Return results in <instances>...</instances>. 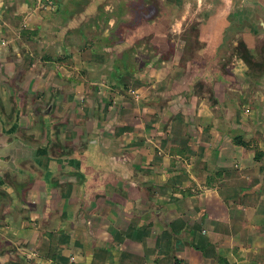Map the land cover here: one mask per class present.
Returning a JSON list of instances; mask_svg holds the SVG:
<instances>
[{"label": "water", "instance_id": "water-1", "mask_svg": "<svg viewBox=\"0 0 264 264\" xmlns=\"http://www.w3.org/2000/svg\"><path fill=\"white\" fill-rule=\"evenodd\" d=\"M13 1L4 0V5ZM125 4L137 9L138 16L135 21L119 26L117 38L103 47L111 63L105 61L100 69L125 61L128 54L143 44L151 54L143 69L148 73L176 53L177 29L189 20L190 30L180 51L183 70L167 91L168 96L178 95L180 99L165 114L169 116L183 108L191 118L195 96L206 92L223 120L230 121L228 90L240 91L245 87L230 67L236 55L248 68L264 71V0H74L73 8L54 25L53 32L57 40H62L66 35L82 32L83 28L99 26L105 19L106 8L122 9ZM15 72H7L9 77L5 79L10 87L9 112L0 97V196L6 199L2 213L14 217L27 209L23 192L32 185L42 195L43 216H47L53 211L60 183L75 180L71 201L76 208L69 224L76 233L84 235L87 246L93 245L90 213L96 200L118 193L125 201L126 216L132 218L141 201L139 186L150 180V174L133 166L134 153L107 146L105 134L112 121L101 123L97 101L90 125L75 145H61L59 128L66 119L54 115L60 96L57 88L40 109L39 134L26 133L29 126L26 100L31 94L14 82ZM261 88L264 91V84ZM14 246L11 240L0 242V253Z\"/></svg>", "mask_w": 264, "mask_h": 264}, {"label": "rangeland", "instance_id": "rangeland-1", "mask_svg": "<svg viewBox=\"0 0 264 264\" xmlns=\"http://www.w3.org/2000/svg\"><path fill=\"white\" fill-rule=\"evenodd\" d=\"M47 1L29 0L27 3L30 13L16 16L13 31L5 23H0V37L3 40L0 42V97L5 111L9 112L11 105L10 87L5 84V79L9 77L7 72L14 70V82L31 94L26 100L25 112L29 125L26 133L35 136L39 134L40 109L45 107L51 92L57 88L60 96L56 100L54 115L66 119L59 128L62 147L79 142L90 125L96 101L98 107H104L101 123L105 124L111 120L112 126H115L111 134H105L107 146H114L118 150L120 147L138 148L137 142L141 139L142 142L148 143L147 138L152 141L158 138L155 142H164L165 145L172 142L174 136L166 131L168 120L161 124V114L180 98L178 95L165 97L163 92L170 86L165 87L159 82L153 85V75L144 72L146 60L151 55L144 45L136 47L127 55L125 61H116L112 68L100 69V65L105 61L111 63L110 56H106L103 47L117 38L116 31L119 26L135 21L139 11L126 4L122 9L109 6L105 10V19L100 21L99 26L86 27L82 32L57 40L53 32L54 25L66 17L68 10L74 6V0H50L61 5L56 14L57 18L51 21L52 28L49 18L44 17L42 9L38 8L41 3ZM20 5L25 6L24 3ZM9 14L7 11L6 15ZM4 16L2 19L6 21ZM190 23L191 21L187 20L186 24L177 29L174 40L176 53L167 61L169 64L155 65L158 74H163L164 69L173 74L180 69V63L183 62L180 51L183 49L184 37L190 30ZM19 56H22L21 60L13 58ZM230 67L242 81L248 83L247 87L240 91L231 90L229 94L239 122L252 133L249 141H246L247 147L252 144L251 149L258 153L255 143L264 141V121L259 118L264 91L257 86L264 83V71L248 68L239 55H236ZM244 115L247 116L246 119ZM151 129L155 132L151 133ZM255 133L261 137H254ZM73 182L75 180L62 182L56 207L53 214L47 218L43 216L42 195L35 186L24 189L23 198L29 206L17 212L14 217L9 213L2 214L6 199L0 196V242L11 240L15 244L12 250L0 253V264H82L79 263L81 257H85L82 261L84 264H100L99 262L107 256L115 257L119 254L116 242L123 239L121 231L111 229L108 232L107 228L101 227L109 236L102 241V249L97 247L91 252L85 251L82 240L77 242L78 238L70 235L67 223V211L70 208L67 203H71L68 195L70 183ZM149 191L150 189L146 190L147 194ZM116 218L119 222H125L119 217ZM110 219L109 215L106 219L102 216L100 223L107 224ZM17 239H20L21 243ZM75 243L78 248H75Z\"/></svg>", "mask_w": 264, "mask_h": 264}, {"label": "crops", "instance_id": "crops-1", "mask_svg": "<svg viewBox=\"0 0 264 264\" xmlns=\"http://www.w3.org/2000/svg\"><path fill=\"white\" fill-rule=\"evenodd\" d=\"M28 1L14 0L11 5H4V0H0V11H4L0 12V23L13 31L16 16L30 13ZM38 8L49 18L52 28L51 21L57 18L61 5L48 0ZM21 57L13 58L18 61ZM183 64L180 63V69L174 74L167 69L163 74H158L156 67L151 69L153 85L159 82L165 87L171 86L180 77ZM244 83L247 87L248 83ZM263 84L257 87L262 90ZM167 91L168 88L163 92L165 97H169ZM229 91L230 121L223 120L206 92H200L195 96L191 118L183 108L169 116L161 114V124L168 120L166 131L174 136L172 142L165 145L155 142L158 138L154 141L147 138L148 143L141 139L137 142L138 148H119L134 153L133 166L150 174V180L139 186L141 201L132 218L126 216L125 201L118 193L96 200L90 213L93 245L87 246L84 235L76 233L69 224L76 208L70 201L74 182L70 183L68 230L78 238L77 242L82 240L85 251L102 249V241L109 233L101 227L108 232L112 229L123 233L122 241L116 242L119 254L107 256L100 264H264V141L255 143L258 153L251 149L252 144L247 147L234 143L236 136L249 141L252 133L239 122ZM103 109L100 108L101 115ZM259 118L264 121V102ZM114 127L111 126L109 134ZM254 135L261 137L258 133ZM147 189H150L148 194ZM52 214L53 211L45 217ZM108 215L114 220L100 223L102 216L106 219ZM116 217L128 223L119 222ZM80 259L79 263L84 264L85 257Z\"/></svg>", "mask_w": 264, "mask_h": 264}, {"label": "trees", "instance_id": "trees-1", "mask_svg": "<svg viewBox=\"0 0 264 264\" xmlns=\"http://www.w3.org/2000/svg\"><path fill=\"white\" fill-rule=\"evenodd\" d=\"M143 74H144V73H143ZM233 141H234V143H236V144H240V145H243V146H248L247 142H246V141H243V140L241 139L240 136H236V137H234V138H233Z\"/></svg>", "mask_w": 264, "mask_h": 264}]
</instances>
